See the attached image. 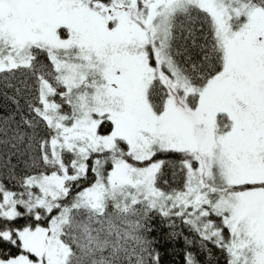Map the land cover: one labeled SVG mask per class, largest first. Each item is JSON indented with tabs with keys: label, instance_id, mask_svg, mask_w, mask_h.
Returning <instances> with one entry per match:
<instances>
[{
	"label": "snow or ice",
	"instance_id": "1",
	"mask_svg": "<svg viewBox=\"0 0 264 264\" xmlns=\"http://www.w3.org/2000/svg\"><path fill=\"white\" fill-rule=\"evenodd\" d=\"M0 90V264H264V0H0Z\"/></svg>",
	"mask_w": 264,
	"mask_h": 264
},
{
	"label": "trees",
	"instance_id": "2",
	"mask_svg": "<svg viewBox=\"0 0 264 264\" xmlns=\"http://www.w3.org/2000/svg\"><path fill=\"white\" fill-rule=\"evenodd\" d=\"M12 96L11 90H8V95L3 94L0 90V114L13 112L16 105L8 98ZM23 104V100L20 101ZM24 223L23 220L20 221ZM156 231L153 235L158 240L157 249L160 253V264H185V251H192L196 254L199 264H226V256L217 247L209 243L207 248L201 249L199 243L195 245H186L183 237L170 238L169 232L172 231L164 226L159 219H157ZM179 224V222H177ZM177 228L175 231H180ZM183 236H187L189 240L193 239L191 233L186 229L183 230Z\"/></svg>",
	"mask_w": 264,
	"mask_h": 264
}]
</instances>
